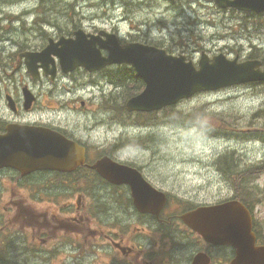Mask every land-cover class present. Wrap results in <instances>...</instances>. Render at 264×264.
I'll return each mask as SVG.
<instances>
[{
    "label": "flooded vegetation",
    "instance_id": "obj_1",
    "mask_svg": "<svg viewBox=\"0 0 264 264\" xmlns=\"http://www.w3.org/2000/svg\"><path fill=\"white\" fill-rule=\"evenodd\" d=\"M10 1L0 0V54L10 55L14 52L19 59L15 67L9 58L0 66V135L6 134L9 128L21 129L22 125L49 127L78 142L85 150V161L72 171L40 169L23 174L14 167L0 168V264H55L67 261L69 250H73L71 259L77 264H86L92 259H100L102 264H193L194 256L198 253L209 256L210 264H228L235 256L233 249L206 242L199 233L184 224L181 217L186 211L169 210L166 207L158 213L142 212L134 208L130 197L133 209L110 211L108 218L107 182L98 176L92 166L105 154L119 155L129 148L130 141L121 133L111 143L95 144L91 138L84 136L81 125L68 123L65 114L41 113L45 103L56 98L54 91L57 86L65 83L43 79L28 84L21 80L22 77L27 79L22 55L26 51H39L46 44L20 45L13 39ZM114 4L120 7L118 2ZM73 7L85 10L91 20V11L98 5L77 2ZM16 21L22 25L34 23L36 19L18 15ZM50 22L56 25L52 20ZM112 23L113 20L106 19L101 24L102 28H94L89 32L104 29L117 32L122 40L133 34L136 38L155 39L154 29L143 21L123 31L111 26ZM89 25L95 26L96 23ZM44 37L39 35L34 40L42 41ZM163 43L168 48L172 47L169 37H165ZM87 73L85 69L79 68L73 79ZM59 76L66 75L60 72ZM13 77L16 81L12 80ZM25 88L32 91L34 98L29 107ZM68 95L70 101L75 102V92ZM134 120L141 122L143 127L133 133V144L137 148L149 150L154 143L151 123L155 117L136 113ZM79 155L80 149L77 150L78 158ZM129 165L153 186L169 192L165 188L170 184V177L166 173L168 168H161L159 163L151 161H135ZM93 186H99L101 191L99 205L91 202ZM125 190L131 195L127 185L122 186V191ZM32 198L36 201H30ZM60 199L65 200L62 207ZM12 204H28L30 207L22 208L19 212L23 222L28 224L23 233H15L9 227L5 211L12 214ZM91 235L96 237L91 239ZM13 240L23 243L18 257ZM108 250L111 252L110 261Z\"/></svg>",
    "mask_w": 264,
    "mask_h": 264
},
{
    "label": "rangeland",
    "instance_id": "obj_2",
    "mask_svg": "<svg viewBox=\"0 0 264 264\" xmlns=\"http://www.w3.org/2000/svg\"><path fill=\"white\" fill-rule=\"evenodd\" d=\"M201 1L207 3L206 0ZM18 4L19 0L10 1L12 8H15ZM236 13L238 15L243 14ZM226 14L227 11L218 9L216 5L210 2L207 5H202L190 0H156L147 6L139 7L138 13H133L132 17L136 19L135 21L147 22L154 29V32L158 30L171 40L181 35L187 39L193 38V41L197 39L201 47H207V42L208 44L221 47H224V44L240 45L246 55L258 43L263 45L262 49H264V32L254 33L253 25L251 31H240L238 30L240 23L232 17H229L228 20ZM231 24L238 31H231ZM211 34H215L213 39L209 37ZM133 36L136 35L133 34ZM123 37H126V35H123ZM191 45L193 49L197 47L195 43ZM199 51L195 55L194 59L196 60L200 58ZM0 56V66L8 58L14 67L18 63V58L13 52L10 55L1 53ZM183 101L184 103L176 107V109L184 114L193 112L197 116L194 117V120L203 118V127L209 128L210 131L208 132L198 126L188 125L185 122L175 121L170 123L169 129L165 128L167 135L166 150L170 152L169 155L166 154V160L162 152L160 160L165 161V166L172 167V181L183 192L195 197L200 196V200H205L212 194L221 196L220 200L231 196L219 179V177L223 176L217 171L218 166L213 164V161H217L218 156L222 153L225 161L221 165L225 168L226 177L230 182H236L249 169L251 170L249 171L250 176L252 174L253 176L255 175L251 181L258 188L255 193L262 194L258 221L261 227L264 228V142L262 139L264 131L251 132L241 140L242 142L235 139L230 140V142L239 143V146H222L217 142L219 139L214 136L218 128V121L207 116L214 115V112L217 115L227 114L223 116L224 121H230L235 124L245 118L249 119L250 115L256 113L259 109H264V89L239 86L213 94H197L193 98ZM180 115L181 113L174 114V116ZM250 119L252 128L256 127L257 124H262L260 118L250 117ZM113 127L114 124L108 120L107 124L101 127V130L96 134L105 135ZM251 139H259L262 143L251 142ZM244 140H248V142ZM160 146L161 143H156L149 149L152 152H157ZM216 146L218 147L217 153L212 155ZM228 148L234 149L239 154L241 161L236 160L234 153L229 151ZM176 171L184 173L176 174ZM225 181L230 185L227 180ZM5 214L11 230L15 233H23L28 224L7 210ZM95 237V235H91L90 238L94 239ZM71 253L72 251L69 250V258ZM108 260H110L109 256ZM59 264H63V261H60ZM68 264H71L70 260H68ZM91 264H98V262H92Z\"/></svg>",
    "mask_w": 264,
    "mask_h": 264
},
{
    "label": "water",
    "instance_id": "obj_3",
    "mask_svg": "<svg viewBox=\"0 0 264 264\" xmlns=\"http://www.w3.org/2000/svg\"><path fill=\"white\" fill-rule=\"evenodd\" d=\"M118 48V47H117ZM125 50H115L111 61H130L139 69V74L147 82L146 90L137 97L143 105L160 108L168 104H174L182 97L190 96L202 90L216 89L232 83L247 81L250 79H264V74L254 72L251 66L209 67L203 65L200 71H196L191 64L184 63L183 59H171L170 67L165 69L167 82L160 77L164 76L158 67L164 65V59L153 54L142 52L132 46ZM79 60H88L91 68L101 67V59L88 55ZM164 77V78H165ZM241 252L252 255L249 264H264V249L254 248L247 244Z\"/></svg>",
    "mask_w": 264,
    "mask_h": 264
},
{
    "label": "bare ground",
    "instance_id": "obj_4",
    "mask_svg": "<svg viewBox=\"0 0 264 264\" xmlns=\"http://www.w3.org/2000/svg\"><path fill=\"white\" fill-rule=\"evenodd\" d=\"M199 94L198 92H195L194 94L190 95V96H185V97H182L180 100H187V99H190V98H193L195 95ZM160 148V147H159ZM37 175V174H36ZM37 177V176H36Z\"/></svg>",
    "mask_w": 264,
    "mask_h": 264
}]
</instances>
